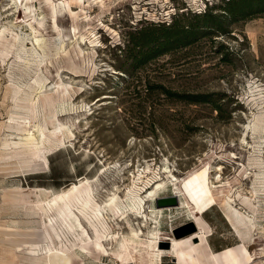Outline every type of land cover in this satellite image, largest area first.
I'll return each instance as SVG.
<instances>
[{
  "label": "rangeland",
  "instance_id": "374dc122",
  "mask_svg": "<svg viewBox=\"0 0 264 264\" xmlns=\"http://www.w3.org/2000/svg\"><path fill=\"white\" fill-rule=\"evenodd\" d=\"M213 4L218 22L206 23L198 13ZM226 5L0 0V264H42L49 250L66 251L74 264H178L172 240L201 230L175 187L195 184L197 199L217 198L204 216L223 246L239 239L222 202L229 195L253 215L242 202L256 197V230L245 242L252 264H264V7L234 19ZM176 21L199 25L196 40L134 66L131 34ZM34 34L46 38L40 66ZM149 83L207 96L221 110L156 89L146 95ZM39 128L44 142L33 151L28 135ZM62 194L76 227L51 204ZM174 196L177 205L159 207ZM37 206L47 211L36 215Z\"/></svg>",
  "mask_w": 264,
  "mask_h": 264
},
{
  "label": "bare ground",
  "instance_id": "6f19581e",
  "mask_svg": "<svg viewBox=\"0 0 264 264\" xmlns=\"http://www.w3.org/2000/svg\"><path fill=\"white\" fill-rule=\"evenodd\" d=\"M73 1L77 4H80V3H82L83 0H73ZM71 14H73V13L71 12ZM73 15L76 16L75 14H73ZM55 18H56V11H55ZM55 26H56V23H55ZM31 28H32L34 33H38L37 30L33 27V25H31ZM15 38L16 39L19 38L18 34L16 35ZM32 45H33V47H32L33 55L36 58L35 59L36 62L40 66L45 61V57H46V51H45L46 38L42 35L34 34V37L32 40ZM60 45H61V49H62L63 44L60 43ZM38 87H39V89H38L39 93L37 95L40 98V95L42 93H44L46 90L45 89L47 87L46 82L40 81ZM62 130H63L62 126L59 125L58 128L55 129L51 134L53 136H55L58 132H62ZM28 136H29V140H31V141H33V143H35V146L32 148L33 151L41 150L42 144L44 142V137H45V133H44L43 129L42 128L38 129V135L32 134V135H28ZM219 170L222 171V169H219ZM221 177L222 176L220 174V176L217 178L218 182H221ZM177 180L178 179H176L175 181H177ZM175 185H178V184H175ZM162 188H163V185H158V187L156 188L157 191L154 194H156ZM258 192H260V189H258V187H254V190L252 191L253 195L256 196ZM64 195L65 194L56 196L55 199L51 202V204H52V206L54 205V206L58 207L60 209L61 215L66 219V221L69 222V220L70 221L72 220L73 225H75V227H76L77 224H79L78 223L79 219L76 218L75 215L69 211V209L65 203V200L63 198ZM175 195H176V197L181 198V201L183 203V204L182 203L181 204L184 205V208H187V211L190 212V214L193 218V222H196L200 226L201 225V219H200L199 210H198V208H195L191 205V203L188 199V195H187L186 191L184 190V188L176 186L175 187ZM213 198H214L213 200L215 202H218L214 193H213ZM115 200H116L115 196H113L110 199L111 202H115ZM241 200H243V199H241ZM255 201H256V197H255L254 201L252 198L246 197V198H244V201L242 202V205L249 207L254 212V213H252L253 215L244 214L237 207L236 201L229 195L222 202V205H221V206H223V208L226 211L227 220L232 224V226L237 231L239 236L243 239H245V235H248V234L252 233V231L256 230V218L257 217H256V210H255L256 209V202ZM104 209H106V206L104 207ZM46 211H47V209H45L44 206H37L34 214L37 215V214H40V213L46 212ZM72 217H75L74 218L75 220L72 219ZM125 218L126 217H124V219ZM137 218L141 219V220H145L146 221L145 226H146V223L148 224V217H147L146 213L145 214H143V213L137 214ZM143 224H144V222H143ZM199 228L201 230V234L204 235L205 232H204V229L202 228V226H200ZM180 238H182V237H177V239H173L172 243L173 244L178 243ZM156 239H157V237H156ZM156 252H157L158 256L160 253H162V251L160 249L156 250ZM41 263L42 264H74L73 263V257L71 255H69L66 251H63V250H60V251L59 250H56V251L49 250L48 254L44 257V259H41Z\"/></svg>",
  "mask_w": 264,
  "mask_h": 264
},
{
  "label": "trees",
  "instance_id": "16d2710c",
  "mask_svg": "<svg viewBox=\"0 0 264 264\" xmlns=\"http://www.w3.org/2000/svg\"><path fill=\"white\" fill-rule=\"evenodd\" d=\"M214 7V4L211 5L209 11L198 13L203 14L198 16L203 17L206 23L212 24L216 21L218 22L219 16L217 19L216 15L211 12ZM254 7H264V0H227L225 10L234 19H242L248 16L247 10ZM162 23L165 24L166 22ZM152 24L155 25L152 28L141 30L136 34H131L130 43L133 44V50H135L133 64L136 67L142 62H147L150 59L166 53L169 49L192 44L194 40H196L194 37L197 35V29L199 28V25H184L177 21L173 24L170 23L168 26L157 24L156 22ZM158 25L161 27V33L159 34L156 32L159 28H155ZM155 89L159 90L158 92L164 94L168 98H179L189 103L213 102L216 109L221 110V105L217 103L218 101L208 99L207 96L204 97L197 93L175 92L161 83H149L145 90V92H147L146 95Z\"/></svg>",
  "mask_w": 264,
  "mask_h": 264
},
{
  "label": "crops",
  "instance_id": "0c3cea01",
  "mask_svg": "<svg viewBox=\"0 0 264 264\" xmlns=\"http://www.w3.org/2000/svg\"><path fill=\"white\" fill-rule=\"evenodd\" d=\"M186 193L191 205L199 210L200 226H202L205 233L198 237H191L188 240L181 239L178 243L174 244V259H178V264H202V258H207L209 264H252L253 260L248 245L239 234L237 235L239 239L238 243L226 246L217 244L214 235L212 233L208 234L211 220L204 215L217 205V202L213 200V194H211L212 201L210 202L207 201L205 196L197 199V184L189 188ZM194 223L196 226H199L196 222ZM193 238H199L201 243L197 245L194 243Z\"/></svg>",
  "mask_w": 264,
  "mask_h": 264
},
{
  "label": "water",
  "instance_id": "95a60500",
  "mask_svg": "<svg viewBox=\"0 0 264 264\" xmlns=\"http://www.w3.org/2000/svg\"><path fill=\"white\" fill-rule=\"evenodd\" d=\"M178 203H179L178 199L174 196L171 199H160V201H159V207L168 206V205H177ZM190 232L191 231L185 232V233H181V234H177V237H182V236H184V235H186V234H188Z\"/></svg>",
  "mask_w": 264,
  "mask_h": 264
}]
</instances>
